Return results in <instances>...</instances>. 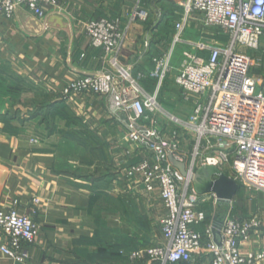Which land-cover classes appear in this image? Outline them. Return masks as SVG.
<instances>
[{
	"label": "crops",
	"instance_id": "crops-1",
	"mask_svg": "<svg viewBox=\"0 0 264 264\" xmlns=\"http://www.w3.org/2000/svg\"><path fill=\"white\" fill-rule=\"evenodd\" d=\"M181 4V0H64L44 20L25 9L12 22L0 17V80L12 76L21 82L0 91V208L30 215L31 201H41L33 217L39 231L27 246L28 259L17 262L0 252V264H149L132 262L129 256L163 240L158 231L166 209L159 191L147 192L125 177L126 169L146 154L127 141L128 129L113 115L107 97L65 96L63 91L80 77L115 70L104 51L92 46L87 22L119 20L126 38L118 63L144 77L155 69L153 59L165 47L158 37L168 33L173 8L179 6L183 15ZM137 7L147 13L145 19H134ZM55 17L61 25L52 21ZM202 19L199 13L191 17L188 29L199 33L192 43L208 40L204 34L209 28ZM187 49L194 51V46ZM154 81L142 84L154 92ZM34 138L40 142L34 144ZM184 146L190 149V140ZM93 161L103 169L98 182L106 189L101 191H94L90 171H84L92 169ZM238 185L230 205L218 203L214 194L197 193L198 208L207 212L212 228L215 218L225 213L257 220L259 227L240 250L243 255L261 253L264 193ZM196 230L203 233L205 226ZM7 243L0 229V247ZM254 264H264V259Z\"/></svg>",
	"mask_w": 264,
	"mask_h": 264
},
{
	"label": "built area",
	"instance_id": "built-area-1",
	"mask_svg": "<svg viewBox=\"0 0 264 264\" xmlns=\"http://www.w3.org/2000/svg\"><path fill=\"white\" fill-rule=\"evenodd\" d=\"M183 15L175 25L172 49L155 57L150 78L158 84L154 92L142 84L143 78L118 63L126 38L119 20L99 19L85 24L86 33L96 49L115 69L86 75L70 83L65 96L90 93L107 97L113 115L128 129L127 141L145 156L125 171L128 180L136 181L147 192L159 191L166 209L160 221L163 240L155 246L130 254L132 262L149 264H254L264 259V251L243 255L240 245L259 227L255 219H235L226 215L221 231V247L214 241L207 212L198 208L193 178L199 167L227 170L243 187L264 193V78L262 58H253L242 50H258L264 37V0H181ZM64 0H0V17L12 22L20 9L39 20L49 10L59 9ZM134 19L147 13L137 7ZM194 13L202 15L204 26L217 28L229 36L227 46L209 41L192 43L185 39ZM194 46L184 51L175 78L181 101L192 111L186 117L170 113L159 102L163 82L171 71L177 46ZM201 53H206L202 56ZM190 140V149H185ZM34 144L39 139H32ZM185 165V174L170 159ZM217 201V200H216ZM41 201L34 198L31 214L0 208V229L8 243L0 252L17 262L29 254L39 227L33 217ZM17 204V203H15ZM205 226L203 233L196 230Z\"/></svg>",
	"mask_w": 264,
	"mask_h": 264
},
{
	"label": "rangeland",
	"instance_id": "rangeland-1",
	"mask_svg": "<svg viewBox=\"0 0 264 264\" xmlns=\"http://www.w3.org/2000/svg\"><path fill=\"white\" fill-rule=\"evenodd\" d=\"M136 1H138V0H136ZM136 11H138L137 8L135 9V12ZM181 15L182 14H181L180 7L179 6L174 7L170 25L167 26L168 33L162 37H158V42L162 41L164 43L165 47H164V49L162 48L163 50L161 52H159L156 57H162L172 49L173 39H174L175 31H176V29H174V26L180 20ZM186 34H188V35H185L186 40H188V41L192 40L194 42H196L198 40L197 36L199 35V33H197L195 30L193 31V30L187 28ZM204 36L208 40H210L209 42L212 44H220V45L227 46L230 43L229 36L222 34V32L217 28L207 29ZM186 48H189V46H177L175 48L173 58L171 60V71L168 72V74H167V76L163 82V85L160 89V95H159V102L163 106L164 109H166L170 113H178L181 115H189L190 112L192 111L191 105H189L188 108H186L183 105V102L181 101V99H182L181 93L175 84V78H176V75L178 73V70L181 67V64L183 61V52L185 51ZM187 51H189V50L187 49ZM241 52L248 54L249 56H251L253 58H262L264 61V37L262 39V43H261L260 48L258 50H242ZM256 74L261 75L264 78L263 71H261V70L257 71ZM144 77H146V78H143V80L146 81L147 83L151 82V84H152V81L155 80V79L150 78L149 74H147ZM20 83L21 82L19 79H16L12 76H8V77L3 76L0 80V91H5L8 88H9L8 90H10V88L12 87V84L14 85V87H18V85H20ZM156 84H158V82L155 80L154 84H153L154 88H153V86H151V90H154L156 88ZM261 89L264 92V82L262 83ZM95 162H96V159H95ZM95 162L93 161L92 169L84 168V171H88V172L90 171V173H88V174H90L91 177L88 178V180L90 182H93L94 191H101V189H104V188L106 189V186H104L103 183L98 182V178L100 179L102 177L101 175H103L102 174L103 169L101 168L100 165H98ZM83 164L86 165L85 163H83ZM89 165L87 167H91ZM111 205H113V204L111 203ZM159 229H161V228L159 227ZM159 233H161V230L158 231V235H159Z\"/></svg>",
	"mask_w": 264,
	"mask_h": 264
},
{
	"label": "water",
	"instance_id": "water-1",
	"mask_svg": "<svg viewBox=\"0 0 264 264\" xmlns=\"http://www.w3.org/2000/svg\"><path fill=\"white\" fill-rule=\"evenodd\" d=\"M57 24H62L60 18L52 19ZM175 167L185 174L184 165L170 159ZM216 178V179H214ZM194 188L198 194H214L217 202L220 204L230 205L234 196L239 190L238 183L231 177L227 176L219 169L212 166H204L200 168L193 178ZM226 219V213L217 216L213 224V233L215 243L221 247V231ZM228 264V263H227Z\"/></svg>",
	"mask_w": 264,
	"mask_h": 264
}]
</instances>
